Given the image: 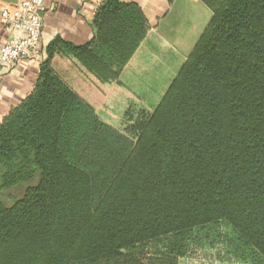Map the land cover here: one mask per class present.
<instances>
[{
	"label": "trees",
	"instance_id": "trees-1",
	"mask_svg": "<svg viewBox=\"0 0 264 264\" xmlns=\"http://www.w3.org/2000/svg\"><path fill=\"white\" fill-rule=\"evenodd\" d=\"M200 1L209 22L153 108L120 81L150 30L136 3L102 0L88 42L47 44L0 120V191L25 186L0 197V264H179L194 229L221 223L264 264V0ZM68 59L102 103L116 88L133 98L124 129L79 98L57 63Z\"/></svg>",
	"mask_w": 264,
	"mask_h": 264
},
{
	"label": "crops",
	"instance_id": "crops-1",
	"mask_svg": "<svg viewBox=\"0 0 264 264\" xmlns=\"http://www.w3.org/2000/svg\"><path fill=\"white\" fill-rule=\"evenodd\" d=\"M19 1L21 0H0V12L3 9L9 11L17 9ZM101 1L43 0V27L40 47L35 52L34 58L19 61L10 68L0 64V120L8 113L10 108L17 105L32 90L39 73L40 63L46 58L45 47L52 39L58 36L72 44L81 45L92 38L93 28L91 22ZM122 1L136 3L140 7L149 22L150 30L142 41L131 64H128L122 70L120 79L126 73L134 76L141 75L136 67L144 66V62L148 57L145 51L154 57V64L152 63L150 68L153 65L158 66L161 62H165L167 66L176 67L178 72L209 22L211 17L209 8L200 0ZM183 18H188L187 27L183 32H179V26L175 23V20ZM10 36L11 31L3 24L0 16V45L8 41ZM180 51L190 52L185 55ZM168 52L171 53V58L166 60L164 54ZM57 63L58 66L61 65L60 60H57ZM112 94H114V90ZM140 97L145 100L144 96L140 95ZM155 106H152V108Z\"/></svg>",
	"mask_w": 264,
	"mask_h": 264
},
{
	"label": "rangeland",
	"instance_id": "rangeland-1",
	"mask_svg": "<svg viewBox=\"0 0 264 264\" xmlns=\"http://www.w3.org/2000/svg\"><path fill=\"white\" fill-rule=\"evenodd\" d=\"M178 24L179 32L187 27L188 18L175 20ZM171 52V51H170ZM164 54L166 60L171 58V53ZM190 51H180L185 55ZM153 55L149 62H144L143 67H136L140 76L129 75L128 73L120 79L128 90H130L139 102L146 103L149 108L155 106L161 96L166 91L171 78L177 72L176 67L167 66L161 62L158 66H150L153 63ZM59 65L61 74L71 84L77 92L79 98L87 104L91 112H94L105 122L117 129H124L122 126V114L131 99L124 92L111 91V97L102 103L100 96L96 98L101 87L96 82L94 76L90 74L86 66L77 61L60 60ZM154 64V63H153ZM181 64V63H180ZM179 68V67H178ZM153 71V72H152ZM134 82V83H133ZM133 83V84H131ZM98 88V90H96ZM141 96L145 97L143 100ZM143 100V101H142ZM136 103L138 101H135ZM140 102V103H141ZM140 103L138 105H140ZM141 103V104H142ZM145 105V106H146ZM101 106V108H99ZM87 108V109H88ZM81 118L74 121L72 133L68 138L69 156L74 158V151L78 143L85 137L86 128V109H78ZM25 186L0 191L3 202L10 205L13 200L22 195ZM234 234L225 224L209 225L204 228H196L192 231L187 241V255L179 260V264H252L256 261L252 251L242 242L234 238Z\"/></svg>",
	"mask_w": 264,
	"mask_h": 264
},
{
	"label": "built area",
	"instance_id": "built-area-1",
	"mask_svg": "<svg viewBox=\"0 0 264 264\" xmlns=\"http://www.w3.org/2000/svg\"><path fill=\"white\" fill-rule=\"evenodd\" d=\"M43 0H21L15 10L3 9L0 16L11 36L0 45V64L8 68L31 60L40 47L43 27Z\"/></svg>",
	"mask_w": 264,
	"mask_h": 264
}]
</instances>
